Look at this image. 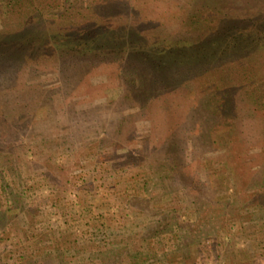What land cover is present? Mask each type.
Here are the masks:
<instances>
[{
    "label": "rangeland",
    "instance_id": "rangeland-1",
    "mask_svg": "<svg viewBox=\"0 0 264 264\" xmlns=\"http://www.w3.org/2000/svg\"><path fill=\"white\" fill-rule=\"evenodd\" d=\"M109 229L264 264V0H0V264H108Z\"/></svg>",
    "mask_w": 264,
    "mask_h": 264
},
{
    "label": "trees",
    "instance_id": "trees-1",
    "mask_svg": "<svg viewBox=\"0 0 264 264\" xmlns=\"http://www.w3.org/2000/svg\"><path fill=\"white\" fill-rule=\"evenodd\" d=\"M222 50L223 49L220 50L221 53H222ZM214 53L218 57H220V55L225 56V54H226V52H225L222 54L220 53V55H219L218 49H215ZM238 53L240 54L239 51H238ZM227 71H229V69L224 70V72L220 73V75H218L219 73L215 71L216 76L214 77V82L216 81V82H218V84H221V87L224 90L223 94L220 95V98L223 99L222 102H226L227 100L231 99V94L228 92V88L229 87H235L234 81H233V84L231 86H228L227 81H230L232 79H230L231 76L229 74H227ZM236 71H241V70L238 69ZM141 76H142L141 80H144L145 75L143 74ZM238 76H240V75H238ZM226 104L229 106V109H231L233 107V105L231 103H226ZM226 110H228V107L223 108V111H226ZM165 165H166L165 167H167V171L163 170L164 173H166V172L169 173L168 171L174 170L173 169L174 166L171 163H168V164L166 163ZM247 167L248 166H246V168ZM247 172H249V171L247 170ZM108 235H109V240H107L106 245H107V247L112 246L113 247L112 249H114V257L107 260L108 264H111L114 261H115V263L123 262L122 264H132V262H135V261L140 259V250H135V252H131L130 250H127V247H130V246H128V245L125 247L121 246V243H123V240L118 239V238H120V233H118V231H114V230L109 229ZM211 235H212L211 232H205V236L209 237ZM112 239H113V241H111ZM112 249H110V250H112ZM93 255H95V258H98V255L95 254L94 252H93ZM147 261H148V258H146L145 262H147Z\"/></svg>",
    "mask_w": 264,
    "mask_h": 264
}]
</instances>
